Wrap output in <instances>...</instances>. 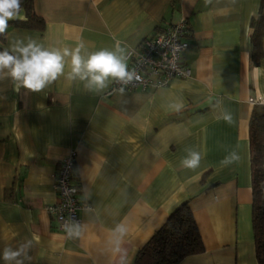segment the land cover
I'll list each match as a JSON object with an SVG mask.
<instances>
[{
	"label": "crops",
	"instance_id": "obj_1",
	"mask_svg": "<svg viewBox=\"0 0 264 264\" xmlns=\"http://www.w3.org/2000/svg\"><path fill=\"white\" fill-rule=\"evenodd\" d=\"M261 0H31L41 28L9 21L0 49L31 37L82 55L130 48L184 18L189 75L147 90L89 91L64 76L40 92L0 81V251L31 239L28 264H121L109 238L117 223L128 232L124 264L187 202L203 251L178 264H259L252 227L249 123L264 98L262 54L253 63L251 22ZM127 63V61H126ZM70 70V60L65 71ZM174 105H179L177 109ZM230 114L231 122L223 118ZM200 152L184 168L187 150ZM75 151L82 235L69 238L47 211L53 175ZM235 151L240 159L221 161ZM0 264H4L0 260Z\"/></svg>",
	"mask_w": 264,
	"mask_h": 264
},
{
	"label": "clouds",
	"instance_id": "obj_2",
	"mask_svg": "<svg viewBox=\"0 0 264 264\" xmlns=\"http://www.w3.org/2000/svg\"><path fill=\"white\" fill-rule=\"evenodd\" d=\"M21 11L22 0H0V36L6 34L9 21L20 18ZM84 49L83 43L74 48H61L46 47L31 37L13 39L7 47L0 49V81L11 82L17 92L21 89L40 92L64 76L68 80L84 82L87 90L96 93L108 88L110 81L117 82L122 85L119 91L123 93L126 86L141 79L135 69L128 68L122 48H101L86 56L82 55ZM69 60L70 70L66 72ZM174 107L178 109L179 105ZM223 118L226 122H231L230 114L225 113ZM201 158L200 152L189 149L181 160V165L195 169L199 167ZM239 159V155L233 151L226 155L221 163L227 166ZM64 229L70 239L82 235L81 225L78 223H66ZM111 232L109 243L112 245V251L120 254L121 264H124L121 243L128 227L120 222ZM32 246L33 241L25 239L16 247H5L0 251V260L4 264H28Z\"/></svg>",
	"mask_w": 264,
	"mask_h": 264
},
{
	"label": "trees",
	"instance_id": "obj_3",
	"mask_svg": "<svg viewBox=\"0 0 264 264\" xmlns=\"http://www.w3.org/2000/svg\"><path fill=\"white\" fill-rule=\"evenodd\" d=\"M31 0H22L27 11L25 21H14L23 28H41L42 20L30 11ZM253 50L257 63L262 54L260 38L264 34V0L258 16L251 22ZM249 146L252 187V227L255 252L259 264H264V104L255 105L249 123ZM203 243L187 202L181 203L165 223L137 251L132 264H178L184 257L203 251Z\"/></svg>",
	"mask_w": 264,
	"mask_h": 264
},
{
	"label": "built area",
	"instance_id": "obj_4",
	"mask_svg": "<svg viewBox=\"0 0 264 264\" xmlns=\"http://www.w3.org/2000/svg\"><path fill=\"white\" fill-rule=\"evenodd\" d=\"M186 19L156 31L144 38L139 46L130 48L125 58L128 68L135 69L140 80L125 87V90H147L166 86L173 78L189 75V69L181 63V56L188 46L185 40ZM122 85L112 82L110 90L120 89ZM255 103L264 104V98ZM75 178V151H69L59 162L53 175L55 202L47 206V211L57 221V228L64 229L66 223H78V210L88 207L79 196Z\"/></svg>",
	"mask_w": 264,
	"mask_h": 264
}]
</instances>
